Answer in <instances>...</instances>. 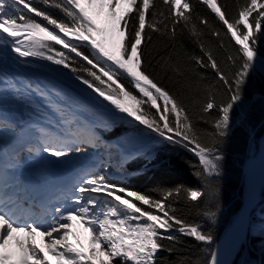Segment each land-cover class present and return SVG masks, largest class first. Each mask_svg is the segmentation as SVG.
Here are the masks:
<instances>
[{
  "label": "snow or ice",
  "instance_id": "obj_1",
  "mask_svg": "<svg viewBox=\"0 0 264 264\" xmlns=\"http://www.w3.org/2000/svg\"><path fill=\"white\" fill-rule=\"evenodd\" d=\"M198 2L211 9L227 29L224 35L231 34L235 45L239 46L233 47L235 55L226 57V66L235 68L229 75L222 70L212 48L205 47L204 33L193 19L191 0H161L167 11H156V0H52L51 4L49 0H43L44 4L66 14L68 19L60 21L35 7L33 0H0V47L5 54L15 53L18 57L15 62L21 65L31 57L69 69L77 81L103 101L155 134L157 143L167 142L194 152L201 166L196 175L212 177L219 174L222 159L218 145L229 134L232 111L243 99L244 86L259 56L257 34L264 35V0L246 2L239 8L238 16L231 19L217 0ZM28 13L47 21V25L54 30L35 21ZM253 13L256 15L253 16ZM198 22L208 26L205 18H199ZM240 25L246 31L241 30ZM178 27L187 31L202 53L192 58L195 65L210 69L226 90L225 101L217 105L210 95L200 108V119L204 123L209 122L206 116L211 110L218 112L217 118L211 121L210 144L201 143L200 133L187 108L144 71V49L146 43L151 42L148 32L160 33L174 41ZM210 34L218 40L221 38L220 31L212 30ZM74 41H86L84 46H91L92 57L84 55L81 45ZM54 45L66 49L67 54ZM218 47L224 48L222 40ZM72 53L81 61H86L90 68L72 66L76 63L69 55ZM121 77L130 78L129 82L138 91L139 97L121 82ZM0 84L7 85L6 89L0 88V96L10 91L15 101H27L30 93L43 95L40 88L22 80L17 83L3 73H0ZM144 105H150L156 112L144 110ZM64 123L67 127L62 134L37 129V145L27 147L28 154L38 156L44 153L59 161L72 152H83L86 144L95 146L93 134L82 138V133L72 130L76 121ZM0 130L15 133L16 127L0 121ZM11 159L15 161L16 156ZM15 166L12 163L0 168V264H29L30 259L35 264H48L35 246L27 241H16L19 249L16 254L3 251L9 238L17 232L46 237L48 252L58 264H89L90 260L98 258L97 250L99 256L107 258L99 260L98 264H157V253L165 250L160 241H175L177 237L171 234L173 231L198 242L210 243L212 240L198 226L187 224L175 214V208L168 203L174 195L173 191L166 192L161 199H153L113 184L103 175L92 173L79 177V181L69 189L72 195H67L65 201L74 207L61 204L54 210L36 215L30 211L31 203L25 209V201L8 195L10 185L6 177L9 169ZM179 194L180 189H176L175 195ZM202 195L198 190H188L186 198L196 202ZM136 202L147 207H140ZM45 215L50 216L53 222L46 223ZM73 223L83 226L90 235L92 247L87 255L67 242ZM167 251L171 254L173 250L169 248ZM210 264H219L216 252L211 253Z\"/></svg>",
  "mask_w": 264,
  "mask_h": 264
},
{
  "label": "trees",
  "instance_id": "obj_2",
  "mask_svg": "<svg viewBox=\"0 0 264 264\" xmlns=\"http://www.w3.org/2000/svg\"><path fill=\"white\" fill-rule=\"evenodd\" d=\"M51 2L52 0H49L50 4ZM246 2H250V0H217L218 5L224 7L230 19L238 16L239 8ZM191 3L194 9V22L204 33L205 47L212 48L213 55L220 63L222 70L226 75H229L230 72L235 71V68H232L231 65L226 66V57L229 54L235 55L233 47L238 48L239 46L235 45L231 34L224 35L227 33V29L211 12V9L200 4L198 0H191ZM33 4L58 21L68 19L64 12L44 4L43 0H33ZM155 10L167 11L162 6L161 0H156ZM255 15L256 13H253V16ZM29 17L42 25H47V21L42 18L39 20L34 15H29ZM149 18L151 17L149 16ZM199 18L207 19L208 26L199 25ZM47 26L50 30H54L51 25ZM238 27L246 31L243 29V25ZM212 30L221 32L219 40L210 34ZM148 35L151 36V42L146 43L144 49V71L187 108L188 115L200 133L201 143L210 144V134L213 131L211 121L217 118L218 112L216 109L211 110L206 116L209 122L204 123L200 119V108L210 95L217 105L225 101L227 94L224 86L217 81L215 74L210 69H202L195 65L192 58L199 57L202 53L197 44L190 39L187 31H181L178 27L174 41L160 33L149 31ZM257 35L259 37V43L256 46L259 52L258 57L264 59V37L260 34ZM221 40L224 48L218 47ZM74 42L81 45L80 50L84 55L92 57L91 46H84L87 44L86 41ZM54 47L67 54V50L62 49L59 45H54ZM69 55L76 61L72 66L90 68L86 61H81L79 57H75L74 53ZM55 66L72 74L69 69H65L63 66ZM259 70L258 64H255L244 86L243 99L232 111L229 134L218 145L219 154L222 157L219 162L218 175L198 177L196 173L201 171V166L197 156L183 147L167 142H155L149 144L143 153L128 160L124 167L119 168L121 175L119 179L108 180L120 187L153 199H161L166 192L173 191L174 195L168 203L175 208V214L187 224L198 226L203 233L212 237L210 243L198 242L192 237L173 231L171 234L177 237L175 241H160L165 250L157 253V264H210L211 253L214 251L216 243L230 227L232 220L240 213L243 203L242 167L249 158L251 143L256 145L264 131V74L258 72ZM129 81L130 78L121 77V82L139 97L140 94ZM144 99L146 100V98ZM159 103L162 106L163 102ZM142 107L151 113L156 112L155 109L150 108V105ZM100 134L106 140L129 138L146 143L158 139L144 126L129 125L124 122H120L111 130H100ZM83 152L85 158H90V151L84 148ZM176 189H180L179 196L175 195ZM188 190H198L203 195L196 202H192L186 198ZM120 195L125 194L120 193ZM256 198L258 202L248 218V223L250 225L258 223L259 227L257 226L252 233L246 230L247 232L237 246L234 258L229 264H264V221H262V218L264 219V180ZM136 203L140 207H147L139 202ZM169 248L173 250L171 254L167 251Z\"/></svg>",
  "mask_w": 264,
  "mask_h": 264
},
{
  "label": "bare ground",
  "instance_id": "obj_3",
  "mask_svg": "<svg viewBox=\"0 0 264 264\" xmlns=\"http://www.w3.org/2000/svg\"><path fill=\"white\" fill-rule=\"evenodd\" d=\"M12 54H14L15 57H17L15 53H11V55ZM4 55H5V52H4L3 48L0 47V68L3 65L14 66V63L8 61L9 57L7 60L5 58L6 55L5 56ZM4 68H6V67H4ZM0 73L6 74L9 78H14L17 81V83H19L20 80H22L24 83H30L32 85V87H34V88L38 87L43 92V95H40L38 93H30L28 96L29 108L27 110L23 111V113L21 115H16L14 117L15 120H18V119L24 120V123H27V122H30L33 120L37 125H41V124H44L46 121H48V119H46V117H49V115H51V117H49V118H53V119H51L50 122H54L55 124L61 125V123L65 121L64 117L66 115L73 114V113L80 114V112H79L80 106L79 105H75L74 103L70 102V100L69 101L66 100L67 98L66 99L63 98L56 91L55 92L52 91L53 93H51V91L48 90L47 87H45V84L47 83V80L45 79V77L40 76L39 74L37 75V73L30 74L28 71H25V70H23V71L22 70L21 71L16 70L15 66H14V69H12V68H10V70L6 69L5 72L0 71ZM71 98H72V96H71ZM87 102L90 106L97 104V103L95 104V102L91 101V100H88ZM88 104L82 103V101H81V105H83V106L88 105ZM42 128H46V126H44ZM256 148L258 149L257 152H259V154L257 156H255L256 154L250 156L248 161L246 160L247 163H246L245 167L243 168L244 176L246 178V184H245V188H244V195H245V199H246V204L243 207L242 214L238 217V219L233 224V226L231 228H229V230L225 234L224 238L221 239V241L219 242V244L216 246V248L213 251V252L217 253V260L219 261V264H228L231 260L230 258L233 257L237 246L242 241V239L246 233V229H247V225H248L249 216H246V214H247L246 211H247L249 204L251 203V202L249 203V201L255 200V199H253V193L255 191V188H253L252 183L254 180H257V188H259L263 182L262 179L264 176V135L261 137L259 147L257 144ZM113 151L119 153V151H116V150H113ZM25 157H30V156H25ZM28 161H30V160H28ZM69 174H70V170H66L63 172L62 170L57 169L54 172V176H52V178L54 177V179H55L54 180V182H56L55 185L60 186L61 183L63 182V180L65 179V177ZM57 182H60V183L58 184ZM70 208H72V207H70ZM45 216L49 217V218H44V221L46 223H52L53 222L51 220L50 216H48V215H45ZM70 232H71V234L68 236V241H67L70 243H75V239L77 237L81 238L85 234L83 226H81L80 224H76V223H73V226H72ZM23 235H25V234L19 233V232L13 233L12 237L8 240V246L7 247H11L12 244L16 245L17 240L29 242L30 236L25 239V238L21 237ZM53 235L55 236L56 234L53 233ZM32 237H34V236H32ZM36 238H38V241H32L30 243L31 244L36 243L38 245V247L40 248V251H41V253L40 252L39 253L43 256L44 259H46L48 261V264H58L56 258L54 256L50 255L48 252V248L46 247L47 238L43 237L39 234L37 235V237H35V239ZM86 244H87V242H86ZM3 251L7 252L5 250V248ZM8 253L12 254L10 251ZM29 264H35V262L30 259ZM89 264H92V262L90 261Z\"/></svg>",
  "mask_w": 264,
  "mask_h": 264
},
{
  "label": "rangeland",
  "instance_id": "obj_4",
  "mask_svg": "<svg viewBox=\"0 0 264 264\" xmlns=\"http://www.w3.org/2000/svg\"><path fill=\"white\" fill-rule=\"evenodd\" d=\"M261 36L264 37V35H261ZM5 55L4 56L7 60L9 57L8 61L14 63L16 70H20V71L25 70V71H28L30 74L37 73V75L39 74L40 76L45 77V79L47 81L52 80V82L54 84H57V86L46 83V84H48V87L56 90L58 92V94H61L63 97L66 95L65 98H67L71 102L74 101V103H76V104H79V102H80V104H81V101H82V103H85L86 99H92V101L98 102L97 104L100 103L105 108V110H108V111L97 115V118H96V124L97 125L108 127V126H111L112 124H115L117 122V120H119L120 122L127 123L129 125L138 123V122L132 120L130 117H127L126 114L119 113L117 110L114 109V106L109 105L108 102H106V101H103V99L101 97H98L95 93H93L90 89H88L86 87V85H83L79 81H77L73 75L54 67L49 62L44 61V60H40L39 58H31L30 57V58H27L26 64L21 65V64L15 62L18 59V57H15L14 54L11 55V53L9 52ZM256 64H258V67L260 69L258 72L264 74V59L261 57H258ZM71 96H72V98H71ZM102 106H100L99 108H101ZM82 107H84L86 109L89 108L86 105H84V106L82 105ZM66 118H68V117H66ZM69 120L75 121L78 119L70 118ZM63 126H64V128L67 127L66 124H64ZM88 127H91V126H87V128ZM94 137L97 140V141L95 140L94 148H93V145L90 144V146L94 149V160L92 162H89V163H86L83 161L82 162H73L72 160H67V159L61 158L59 160L61 163V166L67 167V168L69 166L74 167V168L75 167L79 168L80 166H82V168H84V167L86 168V170H83L84 174H85V173H87V168H89V166L91 164L108 163V164H112L115 167H118L119 164L123 160H126L125 159L126 157H118L119 154H123L121 149H119L118 147L114 146L110 152V148L112 147V145L119 144L122 147L125 146L126 149L128 150L129 156L133 155L136 152H141L143 149L142 146H138V145L126 146L123 142H118V143H111V142L103 143V142H101L100 143V142H98V138L95 135H94ZM134 142H136V139H134ZM250 147H251L252 151L250 152L249 157L252 155H255L257 152V148H255V143L252 142ZM113 150L119 151V153L114 152ZM31 166H33L35 168V171L43 173V170H44L43 162L36 160L33 162V164ZM113 176L120 177L115 172H114ZM263 180H264V176H263L262 181ZM252 184H253L252 185L253 188H255V191L253 193V199H256L260 187L257 188V180H254ZM93 195H95V194H93ZM65 205H67L66 202H65ZM262 221H264L263 218H262ZM257 226L259 227L258 223H254L253 225L252 224L250 225L248 223V227L246 230L249 233H252V232H254V230ZM83 229H84V227H83ZM84 232H85V234L81 238L77 237L75 239V243H70V242H68V243L71 244L73 247H75L78 251L83 252L85 255H87L92 246L89 244V241H90L89 233L87 231H85V229H84ZM86 242H87V244H86ZM97 256H98L97 259L90 260L92 262V264H98L99 260L107 259L106 257L99 256L98 250H97Z\"/></svg>",
  "mask_w": 264,
  "mask_h": 264
},
{
  "label": "water",
  "instance_id": "obj_5",
  "mask_svg": "<svg viewBox=\"0 0 264 264\" xmlns=\"http://www.w3.org/2000/svg\"><path fill=\"white\" fill-rule=\"evenodd\" d=\"M263 135H264V133L262 134V136H263ZM262 136H261V137H262ZM260 141H261V138H260V140L258 141V147H259V143H260ZM257 151H258V149H257ZM258 154H259V152H256V155H255V156H257ZM247 161H248V160H247ZM247 161L244 163L243 168L245 167ZM243 172H244V171H243ZM245 184H246V178H245L244 173H243V182H242V199H243V205H242V208H241V211H240L239 215L236 216V217L233 219V221H232V223H231V225H230L229 228H231V227L233 226V224L236 222V220L238 219V217L242 214L243 207H244V205L246 204V199H245V195H244ZM250 202H251V203H250ZM249 203H250V204H249V206H248V208H247V211H246L247 214H246V216H249V215H250L251 211L254 209V207H255V205H256V203H257V200H253V201L250 200ZM229 228L226 230V232H225L224 235L220 238V240L216 243L215 248H216V246L219 244V242L221 241V239L224 238V236H225V234L227 233V231L229 230Z\"/></svg>",
  "mask_w": 264,
  "mask_h": 264
}]
</instances>
